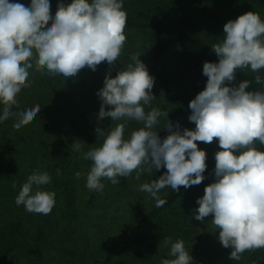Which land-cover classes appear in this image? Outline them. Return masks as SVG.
I'll return each instance as SVG.
<instances>
[{
    "label": "clouds",
    "instance_id": "9594fccd",
    "mask_svg": "<svg viewBox=\"0 0 264 264\" xmlns=\"http://www.w3.org/2000/svg\"><path fill=\"white\" fill-rule=\"evenodd\" d=\"M50 10V0H31L30 6L0 0V122L15 116L13 128L19 130L40 112L39 104L12 111L13 106H19L21 90L31 87L30 70L66 80L85 67L94 72L107 62L110 67L104 86L96 93L101 101L97 119L110 117L125 123L95 129L102 143L82 153L84 160L92 162L86 175L87 189L102 192V179L115 185L118 177H129L134 171L139 180L144 172L166 168L158 179L139 186V191L156 201L157 208L162 207L167 202L159 195L162 189L179 192L181 186L187 189L202 183L207 153L197 142L211 144L215 140L220 148L214 154L215 181L197 199L194 218L203 222L212 216L219 242L232 249L231 260H240L245 251L264 248V151L256 146H264V77L255 76V83L261 86L257 90H248L252 83L248 80L234 83L237 70L259 73L264 69L261 15L249 11L224 24L223 39L211 45L218 63L203 64L206 87L188 105V120L195 128L181 130L178 122L168 119V112L145 111L156 98L151 91L155 81L139 54L132 55V63L112 77V67L127 42L123 0H71L69 4L61 0L54 16ZM161 116L167 117L163 128L168 135L163 139L156 130ZM127 121L143 126L125 138ZM72 148L80 151L82 145L74 142ZM56 173L60 175V170ZM75 175L79 179L81 173ZM51 180L48 172L33 171L15 204L23 205L29 213L50 214L56 194L43 186ZM169 254L174 259H164L161 264H192L193 257L182 239L171 243Z\"/></svg>",
    "mask_w": 264,
    "mask_h": 264
},
{
    "label": "rangeland",
    "instance_id": "374dc122",
    "mask_svg": "<svg viewBox=\"0 0 264 264\" xmlns=\"http://www.w3.org/2000/svg\"><path fill=\"white\" fill-rule=\"evenodd\" d=\"M186 1L193 7H197L190 0ZM10 2L30 6L31 0H10ZM60 2L61 0H50V11L53 16ZM62 2L69 4L71 0H62ZM261 18L264 19L263 14H261ZM49 26L51 25L49 24ZM125 34L127 42L117 64L112 67V77L114 78L117 72L121 68H125L128 63H132L130 59L132 55L139 54V59L146 65L149 74L154 77L155 81L151 91L156 98L151 101L150 107L145 106V111L156 108L162 112H168V119L173 124L178 122L181 130L184 128L194 129L195 124L188 120L191 114L186 97L189 88H186V81L181 78L180 47L171 43L162 60V65L169 72L172 83L171 90L165 92L156 79L157 65L151 58L152 52L148 34L145 31L128 30L127 28H125ZM109 67L107 62H102L96 71L87 70L85 67L75 76L77 81L84 82L77 90H82L84 93L82 96L86 103L82 106V112L86 117L89 115L92 121L86 122L85 127L87 128L80 129L78 132L80 140L84 139L86 143L82 141L81 150L72 152L75 155L68 158V166L64 169L55 166L53 162L39 161L38 165L31 166L32 172L23 170L21 160L17 156V152H20L17 149L22 147V139L16 142L15 147L12 146L14 144L11 142L15 138L10 143L5 138H0V171L4 173V176H0V247L15 243L14 252L4 264H113L107 259L111 256L115 260L120 257L127 258V252L132 251L136 245L134 238L137 225L142 218L141 215L149 214L154 207L156 208V201L148 193L139 191V186L142 183L158 179L166 172V168H161L158 171L153 169L151 174L144 172L139 180L136 179V172L134 171L129 176V187L124 191H121L117 184L113 185L106 179L101 181L105 184L102 192L90 191L86 187V175L90 171L92 162L84 160L82 153L88 151L90 147L100 146L103 139H98L95 129L101 127L107 130L117 123H125L124 121H111L110 117H105L103 120L97 119L101 101L96 93L104 86V78ZM0 106L2 111L3 105L0 104ZM106 110L108 109L106 108ZM166 122V116L159 118V125L156 130L161 139L168 135L167 129L163 128ZM34 125L35 122L32 121L26 126L28 134L34 133ZM142 126L140 122L127 121L125 138H128L132 131ZM197 144L200 149L207 153L206 163L213 167L214 182V154L220 150L218 142L214 140L211 144L203 142H197ZM33 156L36 157L34 154ZM57 169L60 170V175H57ZM36 170L48 172L52 177L51 183L43 186L45 190L54 191L56 194L54 208L48 215L29 213L23 205L17 206L15 204V198L21 186L26 182L27 177ZM77 172L81 173L79 179L75 175ZM13 181L16 182V187H13ZM72 190H74L78 208L76 218L69 214L66 207V194ZM170 190V187L162 189L159 194H166ZM167 213L170 214V211L162 210L160 214H165L163 219L166 221L173 220ZM211 220V215L206 217L203 222L195 219L199 230L211 234L207 238L209 241L219 236V231L213 226ZM15 224L20 228L18 232L13 229ZM148 226L152 228L151 230L156 229L154 223H150ZM39 230L44 231L41 258L33 253L34 240ZM161 244L165 243L162 242ZM184 244L186 251L190 254V247L188 246L191 244L188 242H184ZM191 248H194L193 245ZM247 253L245 251L241 255V259ZM162 254L160 253L157 258L147 264H161ZM173 258L167 253V259ZM240 260L230 259V262H239ZM132 264L145 263L143 260H133ZM195 264L200 263L195 261Z\"/></svg>",
    "mask_w": 264,
    "mask_h": 264
},
{
    "label": "trees",
    "instance_id": "16d2710c",
    "mask_svg": "<svg viewBox=\"0 0 264 264\" xmlns=\"http://www.w3.org/2000/svg\"><path fill=\"white\" fill-rule=\"evenodd\" d=\"M190 1L197 7H193L186 0H123V8L127 13L126 28L145 31L148 34L151 58L157 65L156 79L165 92L171 90L172 83L162 60L171 43L180 47L182 61L180 73L181 78L186 81V88H189L186 95L188 103L206 87L207 77L203 75V64L218 63L219 58L211 51V45L223 39L224 24L249 11L264 16V0ZM49 24L51 25V22ZM30 71L31 87L21 90L17 96L19 106H13L12 111H24L39 104L41 110L37 118L33 119L34 133H27V125L19 130L14 129L13 124L17 118L13 116L0 122V138H5L9 143L15 138L11 141L15 147L16 142L22 139V147L17 149L20 150L17 156L21 160L23 170L32 172L31 166L38 165L39 161L53 162L55 166L64 169L68 166V158L75 155L72 154L74 151L72 144L85 142L84 139L80 140L78 132L87 128L86 122L92 121L89 115L86 117L82 112V106L86 103L83 101L84 93L77 90L84 82L80 83L75 77L65 80L62 76L50 77L34 70ZM257 74L264 77V69L259 73L237 70L234 83L238 85L239 82L248 80L252 82L248 90H257L261 87L255 83L254 78ZM257 148L264 151V146L259 143ZM2 175L4 176V173L0 171V176ZM204 176L205 179L199 185L187 189L181 186L179 192L171 189L166 194H159L167 202L162 207H154L149 214L141 215L134 238L136 245L132 251L127 252V258L120 257L115 260L111 256L107 261L113 264H132L133 260H143L147 264L160 253H163L164 260L167 259V253H170L171 243L182 239L194 247L192 249L191 245L188 246L193 257L192 264H195V261L200 264H264V248L247 251V255H243L239 262H230L232 249L224 248L218 237L211 241L207 240L211 234L198 229L193 213L199 207L197 199L204 195L205 187L213 182L212 166L207 165ZM117 179L119 180L117 187L121 191L127 190L130 177ZM66 207L71 216L74 218L78 216L74 190L66 194ZM162 210H169L170 214H167L173 220L163 219L165 214H160ZM150 223H154L156 229L151 230L152 228L148 226ZM13 229L15 232L20 230L17 224L13 225ZM166 237H170L171 241L166 242L163 239ZM43 238L44 231L39 230L33 248V253L38 258L43 255ZM162 242L165 244H161ZM14 250L15 243L1 246L0 264H4Z\"/></svg>",
    "mask_w": 264,
    "mask_h": 264
}]
</instances>
